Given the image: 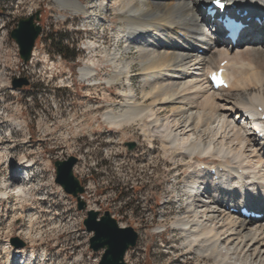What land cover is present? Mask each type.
Masks as SVG:
<instances>
[{"label": "bare ground", "instance_id": "bare-ground-1", "mask_svg": "<svg viewBox=\"0 0 264 264\" xmlns=\"http://www.w3.org/2000/svg\"><path fill=\"white\" fill-rule=\"evenodd\" d=\"M54 1L62 10L93 16L94 20L102 11L104 21L109 18L111 25L119 23L111 30L121 47L103 51L112 72L100 81L95 62L89 58L79 68L81 81L105 84L108 91L122 85L119 109L104 111L103 120L118 129L137 126L149 144L160 140L165 157L175 163L186 160L190 169L185 178L187 189H191L188 199L195 196L191 192L196 180L205 188L203 194L190 199L184 215L171 222L174 235L180 236L178 250L183 262L188 263L187 257L193 255L194 264L202 260L264 264V141L255 133L248 114L250 109L258 117L264 114V0L241 1L251 13L242 18L247 26L234 43L225 37L217 15L207 14L211 0H94L91 8L81 0ZM4 31L5 27H0V40ZM98 47L90 40L86 49L95 53ZM223 61H227L224 68L229 87L214 90L205 72L218 69ZM260 123L264 125V120ZM205 157L216 161L208 164ZM25 158L20 164L28 162ZM203 166L209 171L216 169L217 180ZM30 167L27 164L12 184L2 178L0 196L12 193L23 203L33 201L37 193ZM243 205L263 217L247 221L231 210ZM31 219L26 236L34 240L43 227L38 216ZM87 233L83 228L70 264L94 262ZM47 256L43 250L39 260ZM27 258L25 264H35L37 259L34 251Z\"/></svg>", "mask_w": 264, "mask_h": 264}, {"label": "rangeland", "instance_id": "rangeland-1", "mask_svg": "<svg viewBox=\"0 0 264 264\" xmlns=\"http://www.w3.org/2000/svg\"><path fill=\"white\" fill-rule=\"evenodd\" d=\"M81 1L88 7L94 2ZM37 10H41L42 32L33 62L23 68L18 44L10 32L20 18ZM99 13L101 17L94 20L93 16L62 10L54 0H0V20L6 22L4 41L0 40V150H4L0 182L5 178L12 184L14 178L22 176L21 168L34 163L27 169L37 193L33 201L24 203L12 193L0 196V264H17L20 257L15 258V252L41 255L43 250L48 260L40 264H70L72 251L82 237L86 211L78 210L76 198L56 182L54 162L69 155L79 158L75 173L85 186L88 208L94 209L101 200L105 210L116 212L121 224L138 231L137 246L126 255L128 264L197 263L193 255L187 257L188 263L183 262L178 250L180 236L174 235L171 226L188 210L183 192L190 173L186 160L175 163L165 157L160 140L149 144L137 126L118 129L103 120L104 111L119 109L122 85L108 91L105 84L81 81L79 68L89 58L95 62L98 79L105 81L113 67L103 51L121 47L111 30L119 23L111 25L109 18L104 21L105 14ZM90 40L99 45L95 53L86 49ZM59 41L69 48L66 51L72 58L58 54L54 44ZM18 56L21 61L17 67ZM134 70L138 72L137 67ZM18 76H27L30 84L13 88L12 81ZM139 82L137 77V89ZM129 141L136 144L133 150L126 145ZM23 157L28 162L20 164ZM203 161L212 164L216 160L205 157ZM30 215L38 216L43 227L34 240L26 236ZM16 237L25 245L15 246ZM87 261L79 264H96Z\"/></svg>", "mask_w": 264, "mask_h": 264}, {"label": "water", "instance_id": "water-1", "mask_svg": "<svg viewBox=\"0 0 264 264\" xmlns=\"http://www.w3.org/2000/svg\"><path fill=\"white\" fill-rule=\"evenodd\" d=\"M40 19L41 10H37L27 17L20 18L17 26L11 31V37L17 42L24 63H28L31 59L36 41L42 32ZM29 84L30 80L27 76L16 77L12 81L13 88H23ZM126 145L129 150H133L136 146L133 141L126 142ZM78 161L79 158L75 155L55 161L56 182L67 194L76 198L78 210H86L87 216L83 224L88 232L93 233L90 247L96 252L103 250L99 264H128L126 253L137 245L139 233L133 226H120L109 210L101 213L98 210L87 209V203L82 198L85 186L74 172ZM13 244L21 247L25 242L16 237L13 239Z\"/></svg>", "mask_w": 264, "mask_h": 264}, {"label": "built area", "instance_id": "built-area-1", "mask_svg": "<svg viewBox=\"0 0 264 264\" xmlns=\"http://www.w3.org/2000/svg\"><path fill=\"white\" fill-rule=\"evenodd\" d=\"M0 27H6V22H5V20H0ZM35 52H33V56H32V58H31V60L29 61V63L28 64H25V63H23L21 60H20V58H19V56H18V58H16V66L18 67V62L19 61H21V65L23 66V68L24 67H28V65L29 64H31L32 62H33V60H34V56H35V54H34ZM105 207H104V204H103V202L101 201V200H98V202H97V204H96V206H95V209H97V210H103ZM112 215L113 216H116V212L112 209ZM119 215V214H118ZM122 225H125V224H122ZM90 236H91V234L90 233H87V239L89 240L90 239ZM89 249H90V246H89ZM91 250V249H90ZM93 253H94V262H96V264H99V261H100V259H101V253L100 252H94L93 251Z\"/></svg>", "mask_w": 264, "mask_h": 264}, {"label": "trees", "instance_id": "trees-1", "mask_svg": "<svg viewBox=\"0 0 264 264\" xmlns=\"http://www.w3.org/2000/svg\"><path fill=\"white\" fill-rule=\"evenodd\" d=\"M49 40H52V43H53V40H55V38H52V36H51V37H49ZM54 45H55L54 47L56 48V51L58 52V54L60 56H62L64 58H72L73 57V55L70 51L67 53L66 50L67 49L69 50V48L67 46H64L62 41H59V42L55 43Z\"/></svg>", "mask_w": 264, "mask_h": 264}, {"label": "snow or ice", "instance_id": "snow-or-ice-1", "mask_svg": "<svg viewBox=\"0 0 264 264\" xmlns=\"http://www.w3.org/2000/svg\"><path fill=\"white\" fill-rule=\"evenodd\" d=\"M215 2L220 5L221 7H223V4H221L220 0H215Z\"/></svg>", "mask_w": 264, "mask_h": 264}]
</instances>
